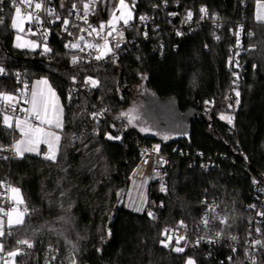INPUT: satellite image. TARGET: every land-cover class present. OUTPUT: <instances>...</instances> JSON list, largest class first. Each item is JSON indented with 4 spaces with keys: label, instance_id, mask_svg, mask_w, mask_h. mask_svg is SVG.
<instances>
[{
    "label": "trees",
    "instance_id": "16d2710c",
    "mask_svg": "<svg viewBox=\"0 0 264 264\" xmlns=\"http://www.w3.org/2000/svg\"><path fill=\"white\" fill-rule=\"evenodd\" d=\"M72 1L55 0V4L60 8L65 2L69 7ZM117 2L101 0L92 21H107ZM256 6L257 0H167L166 4L164 0H136L133 22L148 15L165 29L169 14L175 13L172 16L176 23L191 11L196 21L201 7L207 8L209 22L185 36L164 33L163 56L153 51L152 42H142L115 63L111 59L93 69L70 63L75 53L63 45L69 36L61 32V23L52 27L50 52L43 55L16 48V31L10 27L14 8L8 0L0 3V16L5 21L0 25V63L10 71H27L31 82L48 77L65 108V126L55 163L33 154H25L23 159L0 158V181L20 187L29 209L39 210L29 221L30 230L41 229L35 236L39 255L34 252L25 257L30 264H42L50 245L65 264H70L72 255L76 264H185L187 257H193L196 264H243L241 245L233 251L235 243L228 238L245 237L250 206L256 202L250 174L264 178V25L254 22ZM213 19L218 24L210 21ZM237 25L246 32L245 49L250 45L255 49L243 52L237 85L240 103L229 124L220 114L231 112L232 74L228 61L233 44L231 28ZM249 32L255 35L249 36ZM50 61L51 65L44 64ZM88 75L101 81L99 88L89 93L79 91L68 103L72 77L82 86ZM139 84L156 99L174 104L176 112L188 120L186 125L178 120V131L172 138L163 140L135 125L129 111ZM204 100L212 102L211 109L204 108ZM97 107L108 109L102 122H96L91 115ZM119 124L128 127L123 136L118 135ZM185 129L187 134L182 131ZM108 135L120 139L110 140ZM18 137V131L0 124V145H10ZM153 143L170 157L167 192H160L158 183L150 186L147 209L154 218L148 212H130L119 199L141 160L140 144ZM243 152L249 161V172L245 170ZM198 153L215 159L216 166L204 170ZM207 202L219 204L223 216L228 217V225L214 227V231L224 229L222 243H208L212 231L199 229L179 245L185 247L183 253L161 244L166 227L181 221L198 225ZM113 212L115 220L108 228ZM61 216L70 217V223L59 220ZM49 226L55 231H49ZM262 230L264 233V226ZM21 234L7 238L8 246L14 245ZM200 236L206 239L195 245ZM260 254V264H264V249ZM230 255L233 260L227 262ZM221 259L225 262L221 263Z\"/></svg>",
    "mask_w": 264,
    "mask_h": 264
},
{
    "label": "snow or ice",
    "instance_id": "6c2138e0",
    "mask_svg": "<svg viewBox=\"0 0 264 264\" xmlns=\"http://www.w3.org/2000/svg\"><path fill=\"white\" fill-rule=\"evenodd\" d=\"M3 0H0L2 3ZM98 2L101 0H74L71 6L65 9V5L63 2L60 4L61 9H65L67 15L61 18V15L57 12V10L53 7H49L48 5L51 3V0H12V5L14 7V14L11 19L10 27L19 32L24 31L23 25L25 23H36L40 26H43L45 22L47 23H56L57 21L61 22V26L64 31L68 32V28L71 25L74 28H77L78 31L88 32V35L96 34L97 39H102L103 43H85L84 47L94 48L97 51V55L94 57L96 61L106 60L109 58L110 54L112 56V62L115 63V53L114 48L120 47V41L124 39V32L117 28V25L122 22L123 27L130 26L131 21L134 17V9L136 7V0H132L131 4H128L126 0H118V2L114 5L110 18L107 21H101L98 25L93 26L89 23V16L95 14V8ZM165 4L167 0H164ZM243 2V0H241ZM3 9L0 8V12ZM119 13L117 15L116 13ZM43 13V17L41 15ZM201 19H203L207 14L208 10L206 7L200 8ZM171 15H175L172 13ZM193 13L188 11L186 14V20L190 21L192 19ZM75 20L83 21L88 25L87 28H80L78 24L74 22V20H70L69 17H73ZM44 17H51L52 19L45 20ZM139 19L141 21H145L149 19L147 16H140ZM254 22L259 25H264V0H257V9L254 13ZM4 18L0 16V25L4 24ZM108 31L105 33V29ZM29 32L32 31L31 28L28 29ZM243 31V27H239V31L235 34L237 36L236 46L240 47V39L239 32ZM115 34V36H114ZM147 36V33H144ZM68 35H73L72 32H68ZM177 35H182V33L177 32ZM249 36H254V32H249ZM109 37L113 39L119 38L117 43L112 46ZM219 39V37H216ZM84 37L80 36L76 42H69L65 44L66 48L71 49H79L81 52L84 51V48L81 47L80 41H84ZM15 47L16 48H24V47H32L35 48L36 45L32 41H21L20 35H16L15 37ZM255 49V45H250L246 51H252ZM51 49L45 46L44 52H50ZM91 55V54H89ZM236 55H239L237 53ZM83 57L73 55L71 57L70 63L72 65H77L83 61ZM90 62V61H89ZM233 61L230 58L229 64H232ZM235 66L240 67L239 61H235ZM256 65H253L255 68ZM6 69L4 67H0V74H5ZM236 80L240 78L238 72L232 73ZM18 75V74H17ZM146 78V77H145ZM73 82H75L76 78L72 77ZM236 80L233 83H236ZM85 84H89L91 87L96 88L100 86V81L98 79H94L92 77L85 78ZM37 85H44L45 87H33L30 91V99H26L25 103L30 104L29 108H18L20 103V97L7 92H0V124L4 127L13 129L14 131H18L20 137L15 139L10 145H0V153L8 152L11 153L10 156L0 157L2 159L8 160L10 158H19L23 159L25 153H35L36 155H43L45 160L51 161L53 163L57 160V154L59 152V144L61 140V136L57 134L55 129H63V108L60 107L58 103V97L56 96L55 91L48 84V81L41 80L37 81ZM28 87L27 83L24 82V88ZM23 94V90H20ZM236 96V105H239V96L240 92L235 90ZM69 99H71V93L69 95ZM212 103L211 101H205V104ZM231 108L232 105L230 104ZM17 111L25 113L23 118L14 115ZM104 111H107L105 109ZM92 117L95 119L98 116L103 115V112L92 113ZM122 116H126L128 114L122 113ZM221 119H226L229 124L233 123V117L228 116L225 117L221 115ZM132 120L129 119V123ZM143 131V129H141ZM108 139H120V137H113L111 135L107 136ZM164 139H168V137H164ZM44 144L47 146V152H40V145ZM154 150L156 152L159 151V145L154 146ZM147 162V161H145ZM257 183V181H253ZM0 188H4V193H0V196H5L6 193H12L11 197H6L10 200L12 206L9 208H5L0 206V264H23V257L30 255L29 249H33L36 245L35 236L37 232L41 229H29V221L33 215L38 213V209L32 208L31 210L27 206L26 201L20 193V189L14 187L10 184H5L4 181H0ZM161 191H166L165 187L161 186ZM264 191V189H261ZM65 193H61V196H64ZM22 206V207H21ZM61 207L63 205L61 204ZM212 211H215L216 206H210ZM250 207L255 208V205H251ZM71 204L68 206V210H70ZM140 209H137L139 211ZM149 217L154 218V214L149 211ZM257 216L264 217V211H257ZM27 218V219H26ZM220 219V223L224 225H228V217H218ZM59 220L64 223H70L71 218L61 216ZM202 224L208 226L209 220L207 217L202 219ZM181 226L183 225V221H181ZM43 227V226H42ZM49 231H55L53 226L48 227ZM29 231L31 234H29ZM257 233H261L262 230L260 227L255 229ZM22 233L19 238L15 239L14 245L11 247L7 244V238L17 236V233ZM111 233L109 232V235ZM264 234V233H262ZM164 235L166 236L165 240L161 241V244L164 247H169L170 242L172 241V237L167 235V230H165ZM224 235V229H220L216 232V238L218 239ZM251 235V233H249ZM205 237L200 236L196 239L195 245H199V243L204 240ZM231 239L235 240L236 237L233 236ZM186 236H178L176 237V244L179 245L180 241H186ZM208 243H214L215 240L209 239ZM259 246L261 249H264V240L255 239L251 241V247L255 248ZM75 245H72L73 251H75ZM176 253H183L185 251V247H173L172 249ZM50 252L57 251L53 249L51 245L49 246ZM235 251V248L233 249ZM247 255V253H246ZM20 257L21 260H17ZM52 260L56 259V256L53 255L51 257ZM70 264H76V258L72 255L70 258ZM231 259V258H230ZM251 264H256L255 259L251 258ZM45 264H50V262L46 259ZM185 264H196V261L193 257H187Z\"/></svg>",
    "mask_w": 264,
    "mask_h": 264
},
{
    "label": "built area",
    "instance_id": "2783aa9c",
    "mask_svg": "<svg viewBox=\"0 0 264 264\" xmlns=\"http://www.w3.org/2000/svg\"><path fill=\"white\" fill-rule=\"evenodd\" d=\"M12 5V0H8ZM74 2V0L72 1V3ZM66 6V3L63 2ZM71 3V4H72ZM99 3V2H98ZM98 3L96 5L95 8V13L98 7ZM49 7H53L57 10V12L61 15V18H63L65 15H67L66 11L65 12H61V9L57 6V4H55V0H51V3L48 5ZM71 6V5H70ZM69 6V7H70ZM67 7V8H69ZM66 8V9H67ZM42 17H43V13H41ZM92 16H89V23L92 24L93 26L98 25L99 23H95L92 21ZM147 16L149 19L145 20V21H141L139 18L136 22H133V20L130 23V26L128 27H123L122 23L117 25V28L122 30L124 32V39L122 41H120V47L114 48V53H115V61L118 60V57H120L122 54L127 53L129 51H132L136 46H139L142 44V42H152V46H153V51L158 53L160 56H163L165 51H166V39L164 38V33L165 34H172L175 35L177 37L180 36H185V35H189L192 34L194 32H196L197 30H199L204 24H206L207 22H209L207 15L201 19V15L198 19L195 20H186V16H181L179 18V20L175 23L174 22V16H172L171 14H169L168 17V28L163 29V27L161 26L160 23H157L154 21L153 18H151L148 15ZM45 20L47 21L48 19H52L51 17H44ZM70 20H74V22L76 24L79 25L80 28H87L88 25L85 24L83 21H78L75 20L74 16L73 17H69ZM213 24H218V21L213 19L210 20ZM59 24L61 23L60 21H57L56 23H47L45 22L43 26H40L36 23H26V31H28L29 28L32 29L31 32L28 31V33H30V35L37 39L40 42V49L38 50L40 52V54H46V52H44V48H42L41 46L43 45L44 47H48L49 48V44H50V40H51V33L53 30V26L55 24ZM242 25H237L236 28H231V33H232V40H233V44L231 46L230 49V57L233 63L229 64V68L231 70V74L233 72H238L240 75V69L241 67H236L235 66V61H239V64L241 66V60L243 57V52L245 50V46H244V36L246 35V32L240 31L239 32V39H240V47L236 46V41H237V36H236V32L239 31V27ZM243 27V26H242ZM61 32H63V34L68 35V32H72L73 35H68L69 39L65 40L64 42V47L65 44H68L69 42H76L78 40V38L80 36H83L85 39L84 41H80V45L82 48H84V51L81 52L79 49H71V48H66L68 51L74 52L76 56H81L83 57V61L77 65H73L75 67H81V66H89L93 69L99 68V66H101L102 64L106 63L108 60L112 59V56L110 54L109 58L106 60H101V61H96L94 59V57L98 54L97 51L94 48H87L84 47L85 43H103L102 39H97L96 38V34L93 33L92 35H88V32H84V31H78L77 28L72 27L71 25L68 28V32L64 31L62 26H61ZM108 31V29H105V33ZM147 33V36H145L144 33ZM177 32L182 33V35H177ZM115 36V34H114ZM111 42V45L114 46L117 41L119 40V38H115L113 39L112 37L108 38ZM237 53H239V55H236ZM91 54V55H89ZM71 60V59H70ZM90 61V62H89ZM0 67H4L6 69V73L5 74H0V79H9L12 78V82H6L4 84H2V82H0V92H7V93H12L15 94L17 96L20 97V103L18 105V108H26V104L25 100L26 99H30V89H32V82L29 79V76L27 75V71L25 70H15V71H10L7 68V65L0 63ZM18 74V75H17ZM90 75L86 76L89 77ZM85 77V78H86ZM94 79H98L96 77L90 76ZM76 78V77H75ZM99 80V79H98ZM236 80V77L233 76L232 74V78H231V83H232V87L230 89V98L232 101V107L230 108L231 112H230V116L233 117L234 120V114L236 112V96H235V90H237V85L239 82V79L236 80V83L234 84L233 81ZM100 81V80H99ZM24 82L27 83L28 87L25 89L24 88ZM12 83V84H11ZM101 84V81H100ZM13 87V88H12ZM99 87L93 88L91 87L89 84H85V79H84V83L82 86H79L78 84V79L76 78L75 82H73V80H71V87L69 90V95L71 93V99H69V95L67 98V102L71 103L73 100L74 95L79 92V91H86V93L92 92L97 90ZM20 90H23V94L21 93ZM205 101L208 100H204L203 102V106L206 109H211L212 108V104H205ZM107 108L104 107H97L95 113H99V112H103V115L98 116L97 118H95L96 122H102L105 120V118L107 117V111H104ZM14 115L19 116L20 118H23L25 113L17 111ZM2 119V118H1ZM117 130H118V135L119 136H123L127 130L128 127L127 125H122L119 124L117 126ZM155 145H159L157 143H153L151 145H145V144H140V148H141V160L138 163V165L136 166L135 169H133L134 171L133 173L136 171V169L138 168V166L144 161L146 160L147 157H149L150 155L152 156H157L159 158V162H158V166L156 169L152 170L150 173V181L148 183L147 186V200H146V205L144 207V209L139 212V213H144V212H149L150 210L147 209L148 204H149V188L151 186V184L153 183H158L159 184V191L162 193H166L168 190V186H169V182H168V178H167V168L169 167V163H170V157L168 155H165L162 150H161V146L159 145V151L156 152L154 150V146ZM199 156L201 157L200 160V167H202L204 170H210L211 168H214L217 164V161L215 159L212 158H206L202 153H198ZM10 156L11 157V153L8 152H3L0 153V157L3 156ZM242 157L244 158V160L246 161V167L245 170L247 172H249V161L248 158L246 156V154H242ZM132 175L130 176V181H129V193L127 198H125V203H124V207L129 210L130 212H137L132 210L129 206H128V198H129V194H130V190H131V186H132ZM250 180L252 182L254 191H255V199L256 202L254 203L255 208L250 207L251 209V215L248 222V230L247 233L245 235V237H238L237 235H235L236 239L233 240L231 239L230 236L228 238V240L231 243H235L234 244V248L238 249L240 248V245L242 247L243 250V264H251V258L255 259L256 264H260L261 262V248L259 246H256L255 248L251 247V241L255 240V239H262V227L264 226V217H260L257 216L256 213L257 211H264V191H261V189H264V178L256 175L254 173L250 174ZM257 181V183H254L253 181ZM5 184H10L9 182H4ZM11 185V184H10ZM164 186L166 191H161V186ZM4 188H0V193H4ZM6 197H10V192L6 193L5 196H0V202L2 204V206H4L6 209L11 207L12 204L10 202L9 199H7ZM210 206H216L215 207V211L211 210ZM22 207V206H21ZM153 213V212H152ZM207 217V219L209 220V224L208 226H205L202 224V219ZM218 217H224L223 214L221 213V209H220V205L217 204L216 202H207L206 203V207L205 209H203V214L201 216V220L200 223L197 224H186L183 222L184 226H181V222H177L174 225H171L169 227H166L164 229V233L165 230H167V235L172 237V241L169 244V247H177L181 244H184L188 241V239L186 241H180V244L177 245L176 244V237L178 236H186L187 238L189 237V235L194 232V231H198L199 229H203L206 230V232H211L212 231V237L210 239L215 240L214 243H210V244H215V243H222L223 242V235L221 237H219L218 239L216 238V232L214 231V227L217 226V224H221L220 223V219ZM223 225V224H221ZM257 227H260L262 232L261 233H257L255 231V229ZM249 233H251V235H249ZM165 236V235H164ZM206 239V236H203ZM166 239V236H165ZM29 253L35 252L36 255H39V250L37 248V245H35V247L33 249H29L28 250ZM247 253V255H246ZM55 255L56 259L52 260L51 257ZM26 257V256H25ZM25 257H23V264H30ZM233 255H230L227 257V262H231L233 260ZM231 258V259H230ZM46 259L50 262V264H65V262L63 260H61L59 258V253L58 251L55 252H50L49 250L46 251V253L44 254V258L42 261V264H45ZM17 260H21L20 257L17 258ZM27 261V262H26ZM221 263L225 262V259H221L220 260Z\"/></svg>",
    "mask_w": 264,
    "mask_h": 264
},
{
    "label": "rangeland",
    "instance_id": "374dc122",
    "mask_svg": "<svg viewBox=\"0 0 264 264\" xmlns=\"http://www.w3.org/2000/svg\"><path fill=\"white\" fill-rule=\"evenodd\" d=\"M126 2L128 4H130L128 1H126ZM256 9H257V6H256ZM116 14L119 15L118 12ZM121 23H119V24H121ZM23 27H24L23 32L17 33V31L15 30L16 31L15 34L20 35L22 42L23 41H32L38 46L35 48L24 47V48H19V49H23V50L28 49L29 51H38L40 49V45H41L40 42L37 39L33 38L30 35V33H28V31H26V23L23 25ZM16 35H15V37H16ZM15 43H16V41L14 40V45H15ZM41 47L45 48L43 45ZM45 79L48 81V84L51 86V88L55 91L56 96L58 97V103H59L60 107L63 108V129H64V126H65L64 110H65V108H64V105L61 101L59 94L57 93L56 89L52 86L49 78L46 76H42L41 78H35L32 81V88L33 87H45L44 85H37V81H41V80H45ZM149 93H151V92H149L144 87V85L139 84L136 86V88L134 90L135 102L132 105V107L129 111V114H131V118L134 120L135 125H137L138 128L143 129L146 134L157 135L158 137H160L163 140H165L164 137H168V139H170L173 137L174 133L176 131H178L175 129V127L177 126L179 121L176 119V115L173 114V112L175 111V107L173 106L174 104H172L171 102H166V104H165L164 102L156 99V97H154L153 95H150ZM149 96L152 99V103L150 105H146V102H147L146 98ZM29 107H30V104L27 103L26 108H29ZM221 115L228 117V116H230V112H228V111L224 112V113L220 114V117H221ZM224 120H226V119H224ZM55 131L57 132V134H59L61 136V130L60 129H55ZM182 131H184V133L187 134V129L182 130ZM19 137H20V134H19ZM60 144H61V140H60ZM39 147H40L41 153L47 152V146L46 145L41 144ZM59 147H60V145H59ZM25 154L36 155L35 153H25ZM58 154H59V152H58ZM58 154H57V158H58ZM19 189H20V187H19ZM149 190H150V188H149ZM20 193L24 198V194H23L22 189H20ZM11 195H12V193H10V197H11ZM24 200H25V198H24ZM33 253L34 252L32 251V253H30V255ZM28 259H30V257ZM27 261L29 262V260H27Z\"/></svg>",
    "mask_w": 264,
    "mask_h": 264
},
{
    "label": "bare ground",
    "instance_id": "6f19581e",
    "mask_svg": "<svg viewBox=\"0 0 264 264\" xmlns=\"http://www.w3.org/2000/svg\"><path fill=\"white\" fill-rule=\"evenodd\" d=\"M147 161V162H145ZM159 158L157 156L150 155L146 158L136 169L132 175V186L128 198V206L137 211L141 212L147 200V186L150 181V173L158 166Z\"/></svg>",
    "mask_w": 264,
    "mask_h": 264
},
{
    "label": "water",
    "instance_id": "95a60500",
    "mask_svg": "<svg viewBox=\"0 0 264 264\" xmlns=\"http://www.w3.org/2000/svg\"><path fill=\"white\" fill-rule=\"evenodd\" d=\"M38 62H42L41 60H37ZM44 64L45 65H51L52 64V62L50 61V62H44ZM147 99V102H146V105H150L151 103H152V99H151V97L149 96V97H147L146 98ZM177 110L175 109V111L173 112V114H175L176 115V119L177 120H179V119H182V121L185 123V125H186V122L188 121L187 119H183L177 112H176ZM173 117V116H172ZM202 118H204V116L202 117ZM128 193H129V184L128 185H126L124 188H123V190L120 192V200L124 203L125 202V198H127V196H128ZM133 213H137V214H142V213H139V212H133ZM115 216H116V212H113L111 215H110V217H109V223H108V228H110L112 225H113V223H114V220H115Z\"/></svg>",
    "mask_w": 264,
    "mask_h": 264
}]
</instances>
